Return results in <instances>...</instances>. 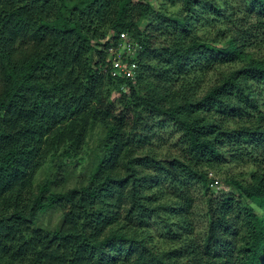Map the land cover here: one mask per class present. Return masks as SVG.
<instances>
[{"label": "trees", "instance_id": "trees-1", "mask_svg": "<svg viewBox=\"0 0 264 264\" xmlns=\"http://www.w3.org/2000/svg\"><path fill=\"white\" fill-rule=\"evenodd\" d=\"M169 1L176 13L150 0H0V264H264L262 20L245 26L264 0H243L240 20L229 0ZM114 60L135 62V79L113 77ZM164 142L179 148L166 161ZM46 166L86 175L36 188ZM211 171L233 192L208 196ZM51 209L61 221L45 228Z\"/></svg>", "mask_w": 264, "mask_h": 264}, {"label": "rangeland", "instance_id": "rangeland-1", "mask_svg": "<svg viewBox=\"0 0 264 264\" xmlns=\"http://www.w3.org/2000/svg\"><path fill=\"white\" fill-rule=\"evenodd\" d=\"M233 3V8L235 9V11L241 12V14H239L237 16V18L240 19H244V17L246 16V7L245 4L243 3V0H229ZM151 5L157 7L158 9L161 8L163 11H167L168 13H176L179 9L177 8L178 6H174L172 2H170L169 0H150ZM243 12V13H242ZM232 14V11L230 12V15ZM260 17V18H259ZM258 18L262 20V27L260 26L257 29L258 33L260 34V36L264 39V16H259V13L257 14H251V16H249L248 20H246L245 26L248 28H253L252 23H257ZM159 22L161 23V21H163V17H159ZM263 49H264V44H263ZM156 63V61H155ZM234 67H239L238 65H234V66H224V68L222 67V71L226 72L231 68ZM151 70L154 69V67H150ZM214 76L212 77V81H213ZM126 91V90H125ZM103 129L102 131L100 130V128H96L93 132V135L91 136V138L88 139V147H87V155H85L87 161H90V158L92 159V154L93 151L95 150L96 146L98 145L99 142V138L100 135L103 136ZM155 152L156 154L159 156V159H162V161H166L167 159L169 160L171 156H175L178 153V147H174L173 144L171 142H164L161 145H155ZM256 166H254V168H250L248 169H241L240 167H233L232 165H230L229 163H227V165L225 166V169L223 171H229V172H233V173H239L240 171H248L251 169H254V171H257L258 169L255 168ZM70 172L69 174H60V176L57 175V173H54L52 167L51 169L49 168V166H46L37 176H36V181H35V186L36 188L40 185L43 184L44 181L48 178V177H53V178H61V185L59 190L63 191L65 189L68 188H72L75 187L76 185H81V175H86V171H82L81 169H77L74 170L73 167L69 168ZM66 175H69V177H67ZM208 178H210L213 182L214 185L210 187L213 189V191L208 193V196L210 195H220L221 193L225 192V193H232V187H230L227 179V176L224 173L221 172H216V171H211L208 173ZM63 180H67L66 184H63ZM201 194V189L199 187L194 188V196L196 199V208L194 210V212L191 215V219L194 221V233L195 236L198 237V234H202L203 235V231L206 228L207 225V219L205 217V209H204V199L205 196L204 195H200ZM61 221V212L59 210H49L47 211L45 214H42L41 218H40V225L49 228H55L60 224ZM155 231V229H154ZM151 234L153 233V229L150 232ZM154 236L157 237L156 235V231L154 233ZM160 247H163V244L160 245ZM106 253V258L108 259H113V255L110 252H105Z\"/></svg>", "mask_w": 264, "mask_h": 264}, {"label": "built area", "instance_id": "built-area-1", "mask_svg": "<svg viewBox=\"0 0 264 264\" xmlns=\"http://www.w3.org/2000/svg\"><path fill=\"white\" fill-rule=\"evenodd\" d=\"M124 37V35H122ZM137 64L135 62L121 63L113 61V77L121 76L122 79H134L136 75Z\"/></svg>", "mask_w": 264, "mask_h": 264}, {"label": "clouds", "instance_id": "clouds-1", "mask_svg": "<svg viewBox=\"0 0 264 264\" xmlns=\"http://www.w3.org/2000/svg\"><path fill=\"white\" fill-rule=\"evenodd\" d=\"M135 77H136V75H135ZM134 79H135V78H134ZM134 79H133V80H134ZM213 185H214V182L211 184V186H213Z\"/></svg>", "mask_w": 264, "mask_h": 264}]
</instances>
